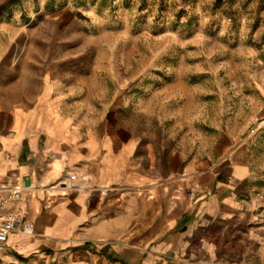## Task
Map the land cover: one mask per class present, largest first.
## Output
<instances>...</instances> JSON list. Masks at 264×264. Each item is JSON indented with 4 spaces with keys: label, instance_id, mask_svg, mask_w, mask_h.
Wrapping results in <instances>:
<instances>
[{
    "label": "crops",
    "instance_id": "obj_1",
    "mask_svg": "<svg viewBox=\"0 0 264 264\" xmlns=\"http://www.w3.org/2000/svg\"><path fill=\"white\" fill-rule=\"evenodd\" d=\"M11 18L0 68L16 54ZM29 68L10 61L0 80V197L23 188L7 209L35 234L0 243V264H264L254 137L223 134L210 156L195 157L151 143L124 115L99 113L92 78ZM252 119L264 129V115Z\"/></svg>",
    "mask_w": 264,
    "mask_h": 264
},
{
    "label": "rangeland",
    "instance_id": "obj_2",
    "mask_svg": "<svg viewBox=\"0 0 264 264\" xmlns=\"http://www.w3.org/2000/svg\"><path fill=\"white\" fill-rule=\"evenodd\" d=\"M9 16L16 54L0 80L10 61L92 78L99 113L151 143L207 158L223 134L252 136L264 159L252 121L264 115V0H0V34Z\"/></svg>",
    "mask_w": 264,
    "mask_h": 264
},
{
    "label": "built area",
    "instance_id": "obj_3",
    "mask_svg": "<svg viewBox=\"0 0 264 264\" xmlns=\"http://www.w3.org/2000/svg\"><path fill=\"white\" fill-rule=\"evenodd\" d=\"M71 181L76 180V176L70 177ZM86 180L90 182L91 177ZM23 188L15 187L10 189L7 195L0 197V243H6L9 236L14 232H21L25 235L32 236L35 234L34 225L31 222L25 221L23 217L18 216L16 213L8 211L7 207L10 203L18 202L21 200Z\"/></svg>",
    "mask_w": 264,
    "mask_h": 264
}]
</instances>
